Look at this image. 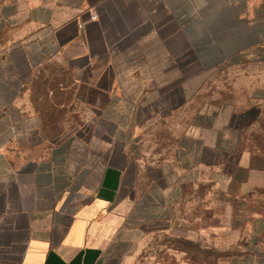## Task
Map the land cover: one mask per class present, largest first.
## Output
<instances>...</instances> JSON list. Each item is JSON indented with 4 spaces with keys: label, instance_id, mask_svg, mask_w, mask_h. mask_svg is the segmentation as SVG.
Returning a JSON list of instances; mask_svg holds the SVG:
<instances>
[{
    "label": "crops",
    "instance_id": "1",
    "mask_svg": "<svg viewBox=\"0 0 264 264\" xmlns=\"http://www.w3.org/2000/svg\"><path fill=\"white\" fill-rule=\"evenodd\" d=\"M194 66H239L249 101L198 114L148 162L155 95L133 84ZM73 86L82 127L42 142L44 102ZM263 103L264 0H0V264H142L170 225L226 252L215 264H264V149L244 146ZM205 186L213 214L187 219Z\"/></svg>",
    "mask_w": 264,
    "mask_h": 264
},
{
    "label": "rangeland",
    "instance_id": "2",
    "mask_svg": "<svg viewBox=\"0 0 264 264\" xmlns=\"http://www.w3.org/2000/svg\"><path fill=\"white\" fill-rule=\"evenodd\" d=\"M167 74L173 81L133 84L140 88L143 97L155 95L150 103L140 106L143 111L146 110L145 116L143 114L141 118L143 128L140 138L143 141L145 159L151 163H163L171 158L182 128H187L198 114L211 109L222 111L229 107L240 108L249 101L247 84L241 81L239 66L215 70L188 67L184 68L181 77L175 79L172 77L173 69H169ZM192 75H197L198 81L185 82ZM76 90L73 86L69 99L58 94V105L55 108L48 106L47 101L44 102L45 128L41 132L42 142L47 139L59 142L82 127L79 108L73 99ZM63 102L69 103L71 110L69 107H61L59 103ZM254 111L252 125L244 134V146L264 149V103L259 108H254ZM208 197L209 189L205 186L198 192L196 200L190 201H194L196 206L190 207L185 212V217L189 220L200 216L210 218L213 211L206 209ZM260 245L264 252V236ZM225 253L208 242L206 237L203 240L199 236L192 238L185 229H176L174 225H170L143 246L140 260L142 264H215Z\"/></svg>",
    "mask_w": 264,
    "mask_h": 264
},
{
    "label": "built area",
    "instance_id": "3",
    "mask_svg": "<svg viewBox=\"0 0 264 264\" xmlns=\"http://www.w3.org/2000/svg\"><path fill=\"white\" fill-rule=\"evenodd\" d=\"M96 18H97V16H96V15H93V16H92V19H96Z\"/></svg>",
    "mask_w": 264,
    "mask_h": 264
}]
</instances>
